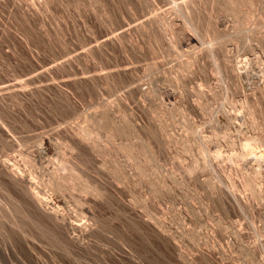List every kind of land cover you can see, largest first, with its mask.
<instances>
[{
	"label": "rangeland",
	"instance_id": "1",
	"mask_svg": "<svg viewBox=\"0 0 264 264\" xmlns=\"http://www.w3.org/2000/svg\"><path fill=\"white\" fill-rule=\"evenodd\" d=\"M32 1L0 0V262L264 264V0H194L190 23L174 6L189 0ZM6 157L47 206L93 227L63 241L2 174ZM63 157L83 178L53 190Z\"/></svg>",
	"mask_w": 264,
	"mask_h": 264
},
{
	"label": "bare ground",
	"instance_id": "2",
	"mask_svg": "<svg viewBox=\"0 0 264 264\" xmlns=\"http://www.w3.org/2000/svg\"><path fill=\"white\" fill-rule=\"evenodd\" d=\"M26 1V0H25ZM34 1V0H33ZM33 1H32V3H33ZM77 2V4H79V3H81L79 0H76ZM144 1V0H143ZM173 1H175V0H173ZM181 1V0H180ZM248 0H228V4H230V5H228L229 7H232L233 9L232 10H236L237 9V7L239 6V5H241V4H244L245 2H247ZM251 1V0H250ZM23 2V1H22ZM42 2H43V0H42ZM46 2H47V0H46ZM45 2V3H46ZM49 2V1H48ZM52 2V1H51ZM97 2V1H96ZM101 2V1H100ZM149 2V1H148ZM176 2V1H175ZM253 2V1H252ZM31 3V4H32ZM41 3V2H40ZM95 3V2H94ZM132 3V2H131ZM152 3V2H151ZM215 3H216V0H215ZM247 3H250L249 1L247 2ZM22 4V3H21ZM48 4V3H47ZM146 4V3H145ZM149 4V3H148ZM187 4H191V5H193V4H195V1L194 0H189V1H187L186 3H178V1H177V3H175V8L176 9H179V10H181L182 11V14L185 16V19L187 20L188 18H190L189 16V14H188V11L186 12H184V9H182L183 8V6H185V5H187ZM254 4V3H253ZM51 5V4H50ZM72 5V4H71ZM93 5V4H92ZM98 5V4H97ZM256 5V4H255ZM28 6V5H27ZM105 6V5H104ZM143 6V5H142ZM190 6V5H189ZM228 6H227V8H228ZM10 7V6H9ZM97 7V6H96ZM108 7V6H107ZM112 7V6H111ZM240 7V6H239ZM83 8V7H82ZM149 8V7H148ZM252 8V7H251ZM40 9V8H39ZM80 9H81V5H80ZM103 9H105L104 7H103ZM109 9V8H108ZM187 9V8H186ZM231 9V8H230ZM239 9V8H238ZM32 10V9H31ZM240 10V9H239ZM246 10V9H245ZM261 10V9H260ZM263 11V10H262ZM43 12V11H42ZM102 12V11H101ZM172 12V11H171ZM242 12V11H241ZM109 13V12H108ZM112 13V12H111ZM107 14V13H106ZM122 15V14H121ZM200 15V14H199ZM213 15V14H212ZM260 15V14H259ZM123 16V15H122ZM256 16V15H255ZM112 17V16H111ZM116 17H117V15H116ZM124 17H125V15H124ZM113 18H115V17H113ZM118 18V17H117ZM127 19V18H126ZM254 20H255V18H253ZM116 20V19H115ZM194 20V19H193ZM188 21H189V19H188ZM240 21V20H239ZM253 21V20H252ZM257 21V20H256ZM112 22H113V20H112ZM193 22V21H192ZM213 22V21H212ZM218 22V21H217ZM125 23V22H124ZM162 23V22H161ZM189 23H190V21H189ZM250 23V21L248 22V24ZM106 24V23H105ZM130 24V23H129ZM205 24H207L208 25V23H205ZM121 25V24H120ZM126 25V24H125ZM166 25V24H165ZM253 25V24H252ZM107 26V25H106ZM106 28V27H105ZM163 28V27H162ZM189 28V27H188ZM245 28V27H244ZM111 29V28H110ZM164 29V28H163ZM222 29V28H221ZM253 29H255L254 27H253ZM92 30V29H91ZM190 30V29H189ZM154 31V30H153ZM165 31V30H164ZM196 31V30H195ZM249 31V30H248ZM247 31V32H248ZM243 32H245V30L243 31ZM250 32V31H249ZM166 33V32H165ZM197 33L199 34V32L197 31ZM219 35L217 36L220 40H223V39H221V38H223L224 37V35H226L225 33H222V34H220V33H218ZM237 34H240V33H237ZM254 34V33H253ZM200 35V34H199ZM158 36V35H157ZM229 36V35H228ZM228 36H225L226 38H228ZM200 37V36H199ZM215 37V36H214ZM221 37V38H220ZM224 37V38H225ZM254 37V36H253ZM202 38H203V36H202ZM202 38H200V39H202ZM230 38H231V36H230ZM219 39H218V41H219ZM163 40V39H162ZM234 40V39H233ZM99 41V40H98ZM132 41V40H131ZM151 41V40H150ZM216 41V40H215ZM253 41V40H252ZM214 42V41H213ZM212 42V43H213ZM203 43V42H202ZM223 43V42H222ZM171 45V44H170ZM205 45H207V44H205ZM159 46V45H158ZM204 47V46H203ZM134 48V47H133ZM206 48V47H205ZM214 48V47H213ZM213 48H212V46H211V49L213 50ZM253 48V47H252ZM35 49V48H34ZM156 49V48H155ZM208 49H210V48H208ZM210 49V50H211ZM254 49V48H253ZM157 50V49H156ZM198 50V49H197ZM211 50V51H212ZM174 52V51H173ZM214 52V51H213ZM212 52V56L214 57V53ZM227 52V51H226ZM252 52V51H251ZM157 53V52H156ZM191 53V52H190ZM189 53V54H190ZM200 53V52H199ZM188 54V53H187ZM201 54V53H200ZM211 54V53H210ZM253 54V53H252ZM180 55V54H179ZM203 55V54H202ZM200 57V56H199ZM227 57V56H226ZM241 57V56H240ZM189 58V57H188ZM192 58V57H191ZM217 58V57H216ZM186 59V58H185ZM218 59V58H217ZM226 59V58H225ZM188 60V59H187ZM186 60V61H187ZM241 60V59H240ZM247 60V59H246ZM175 61V60H174ZM176 61H178V60H176ZM180 61H182V60H180ZM264 61V60H263ZM179 62V61H178ZM216 62V61H215ZM256 62V61H255ZM258 62V61H257ZM220 63V62H219ZM223 63V62H222ZM238 63V62H237ZM179 64V63H178ZM217 64V63H216ZM254 64V63H253ZM187 66H189L188 64H186ZM249 65V64H248ZM257 65V64H256ZM258 65H260V64H258ZM175 66V65H174ZM251 66V65H250ZM250 66H248V67H250ZM186 67V66H185ZM191 67V66H190ZM218 67V66H217ZM237 67V66H236ZM189 68V67H188ZM188 68H187V70H188ZM124 69V68H123ZM178 69V68H177ZM183 69V68H182ZM181 69V70H182ZM186 69V68H185ZM220 69V68H219ZM169 70H171V69H169ZM190 70V69H189ZM194 70V69H193ZM237 70V69H236ZM240 70H241V68H240ZM259 70H261V69H259ZM168 71V70H167ZM183 71V70H182ZM192 71V70H191ZM247 71V70H246ZM249 71H250V69H249ZM194 72V71H193ZM221 72V71H220ZM248 72V71H247ZM254 72V71H253ZM171 73V72H170ZM173 73V72H172ZM180 73V72H179ZM184 73V72H183ZM187 74V73H186ZM222 74V73H221ZM234 74V73H233ZM246 74H249V73H246ZM259 74V73H258ZM257 74V75H258ZM192 75V74H191ZM178 77V76H177ZM193 77V76H192ZM240 77V76H239ZM179 78V77H178ZM188 78V77H187ZM186 78V79H187ZM241 78V77H240ZM249 78V77H248ZM261 78V77H260ZM172 80V79H171ZM178 81V80H177ZM175 82V81H174ZM234 86H236V85H234ZM130 87V86H129ZM141 87H142V85H141ZM191 88V87H190ZM243 88V87H242ZM228 89V88H227ZM143 90V89H142ZM256 90V89H255ZM149 93V92H148ZM256 93V92H255ZM249 94V93H248ZM250 94H251V92H250ZM257 94V93H256ZM255 94V95H256ZM247 95V94H246ZM252 95V94H251ZM250 95V96H251ZM257 96V95H256ZM246 97V96H245ZM248 98V97H247ZM259 98H260V96H259ZM248 100V99H247ZM263 100V99H262ZM261 100V101H262ZM250 102V101H249ZM254 102H255V100H254ZM262 103V102H261ZM263 106V105H262ZM261 106V107H262ZM248 108H250L251 109V113L253 114L254 112H256V111H253L252 109H253V105H251L250 103H249V105H248ZM259 113V112H258ZM263 113V112H262ZM244 114V113H243ZM107 115V114H106ZM161 116V115H160ZM216 116V115H215ZM257 116V115H256ZM99 117V116H98ZM129 117V116H128ZM228 118V117H227ZM95 119H96V117H95ZM94 119V120H95ZM102 120V122H103V119H101ZM235 120V119H234ZM236 120H237V118H236ZM97 121H98V119H97ZM100 121V120H99ZM220 121V120H219ZM254 121H255V119H254ZM96 122V121H95ZM98 123V122H97ZM101 123V122H100ZM229 123V122H228ZM221 124V123H220ZM234 124V123H233ZM5 125V124H4ZM100 125V124H99ZM262 125H264V124H262ZM231 126V125H230ZM235 127H236V125H235ZM262 128H263V126H262ZM100 129V128H99ZM264 130V129H263ZM101 131V130H100ZM111 131V130H110ZM80 132H82V131H80ZM261 132V131H260ZM78 133V132H77ZM76 133V134H77ZM93 133V132H92ZM259 133V132H258ZM264 133V132H263ZM79 135H83L82 133L81 134H79ZM191 135V134H190ZM250 135V134H249ZM44 136V135H43ZM86 136V135H85ZM85 136H78V137H82V138H84ZM253 136V135H252ZM251 136V137H252ZM42 137V136H41ZM40 137V138H41ZM82 138H81V140H82ZM205 138V137H204ZM249 138V139H248ZM247 139V141H245V142H248L251 138L250 137H248ZM254 138H255V136H254ZM259 138V137H258ZM39 138H37V139H35L34 141L36 142V143H38V145H39V143H40V141L38 140ZM42 139V138H41ZM235 139V138H234ZM8 140V139H7ZM18 140V139H17ZM21 140V139H20ZM43 140V139H42ZM187 140V139H186ZM213 140V139H212ZM246 140V139H245ZM256 140H257V137H256ZM28 141V140H27ZM27 141H25V140H23V142H27ZM33 141V140H32ZM60 141V140H59ZM68 141V140H67ZM202 141H204V140H202ZM241 141V140H240ZM251 141V140H250ZM254 141V140H253ZM261 141V140H260ZM8 142V141H7ZM22 142V141H21ZM72 142V141H71ZM228 142V141H227ZM255 142V141H254ZM258 142V141H257ZM262 142V141H261ZM261 142H259V143H261ZM9 143H11L10 142V140H9ZM20 143V142H19ZM127 143V142H126ZM130 143V142H129ZM146 143V142H145ZM249 143V142H248ZM248 143H244V145L245 144H247L248 145ZM252 142H250L249 144L250 145H252L251 144ZM256 143V142H255ZM62 144V143H61ZM78 144V143H77ZM142 144V143H141ZM204 144V143H203ZM224 144V143H223ZM35 145V144H34ZM50 145V144H49ZM145 145V144H144ZM222 145V144H221ZM227 145V144H226ZM243 145V150L244 151H246V153H248L247 151H248V149H252V148H250L251 146L250 145H248L247 147H248V149L246 150V148H244L245 146ZM254 145V144H253ZM256 145H259V144H257L256 143ZM255 145V146H256ZM261 145V144H260ZM25 145H23V146H21V148L22 147H24ZM26 146H27V144H26ZM40 146H41V143H40ZM75 146V145H74ZM148 146V145H147ZM146 146V147H147ZM185 146V145H184ZM207 146V145H206ZM261 146H264L263 144L261 145ZM31 147V146H30ZM34 147V146H33ZM254 147V146H253ZM11 148V147H10ZM62 148H63V146H62ZM81 148V147H80ZM192 148H193V146H192ZM191 148V149H192ZM207 148V147H206ZM255 148H258V146H256ZM263 148V151H264V147H262ZM20 149V148H19ZM74 149V148H73ZM235 149V148H234ZM260 149H261V147H260ZM260 149H259V151H260ZM203 150V149H202ZM255 149H253V151H254ZM257 150V149H256ZM255 150V151H256ZM36 151V150H35ZM188 151V150H187ZM207 151H208V149H207ZM241 151V150H240ZM250 151V150H249ZM261 151H262V149H261ZM260 151V152H261ZM20 154L23 156V159L25 160V161H27V162H32V157L30 156V153H27L26 151H25V149L24 150H21L20 149ZM29 152V151H28ZM31 152V151H30ZM33 152V151H32ZM140 152V151H139ZM259 152V154H261ZM66 153V152H65ZM235 153V152H234ZM245 153V154H246ZM251 153H252V151H251ZM254 153V152H253ZM252 153V154H253ZM264 153V152H263ZM195 154V153H194ZM241 154V156H245V154L243 155V151H242V153H240ZM239 154V155H240ZM255 154V153H254ZM34 155H36V154H34ZM246 155H248V154H246ZM251 155V154H250ZM41 156V155H40ZM209 156V155H208ZM249 156V155H248ZM252 156V155H251ZM251 156H249V157H251ZM11 157V156H10ZM10 157H6L5 159H3L4 160V164L2 165L3 167H14V166H17L18 167V163L16 162V159H15V161H9V158ZM49 157V156H48ZM133 157V156H132ZM211 157V156H210ZM260 157H262V154H261V156ZM42 158V157H41ZM47 158V157H46ZM239 158V157H238ZM253 158H255V159H257V158H259V157H257L256 158V156L255 157H253ZM20 159H21V157H20ZM60 159V158H59ZM212 159V158H211ZM237 159V158H236ZM261 160H263L262 158H260ZM11 160V159H10ZM45 160V159H44ZM61 161H62V166H63V168L65 169H68V171L67 172H63V173H56V174H51V176L50 177H48V179H46V183L44 182V180H43V182L47 185V186H49L50 188H53V190H54V188H56V189H63L64 187H65V189H66V186H67V183H68V181H70L71 179H77V178H80V177H82L83 178V174H81L80 172H76L75 171V168L72 166V165H70V164H68L67 163V161H66V158L65 157H63L62 159H60ZM210 160V159H209ZM213 160V159H212ZM245 160V159H244ZM258 160V159H257ZM1 161H2V158H1ZM60 161V162H61ZM201 161V160H200ZM200 161H199V163H200ZM264 161V160H263ZM34 162V161H33ZM44 162V161H43ZM54 162V161H53ZM245 162V161H244ZM2 163H3V161H2ZM211 164V163H210ZM213 164H214V161H213ZM34 165V164H33ZM32 165V166H33ZM36 165H37V163H36ZM29 166H30V164H29ZM32 166H31V168H32ZM44 166V165H43ZM50 166V165H49ZM192 166V165H191ZM211 166H212V164H211ZM218 166V165H217ZM216 166V167H217ZM225 166V165H224ZM259 166H260V164H259ZM57 167H58V165H57ZM198 167V166H197ZM236 167V166H235ZM248 167V166H247ZM254 167V166H253ZM29 168V167H28ZM249 168V167H248ZM197 169V168H196ZM214 169V168H213ZM227 169V168H226ZM260 169V168H259ZM263 169V168H262ZM54 170V169H53ZM234 170V169H233ZM237 170V169H236ZM242 170V169H241ZM150 171V170H149ZM262 171V170H261ZM2 174L3 175H5L6 177L5 178H7V177H9V179H10V181H11V183L17 188V189H21V187H25L27 190H28V192H27V195H25V196H23V198H24V201L26 202V204L28 205L27 207H30L29 209H32L33 211H34V213L36 214V215H38V217L41 219V221L42 220H46V223H47V221H48V226L49 227H51L52 225L54 226L53 228H55V230L57 229V233L58 234H60V236H63L65 239H63V241H66V242H69V241H71L72 239H73V237H71L70 239H69V241H68V231H69V229H71V228H74L75 230H82V229H85L84 228V226L83 225H85V227H86V229H90L91 227H93L92 225H91V223L92 222H89V221H91V220H89V218H91V219H94L95 217H93V215H91L92 217H90L87 213H85L84 215H85V218L86 219H84V223H83V225H78L77 223V221L73 224V225H71L70 223H69V219H68V217H67V215L66 214H64V213H60V211L58 210V205H55V206H53V207H49V205L47 206V203H46V199L45 198H47L48 196H46L45 197V195H47V194H44L43 192H44V189H43V191H42V189H40L39 187H38V185L37 184H34L33 183V185H37V187L38 188H36V186H33L32 185V181H29L27 178H25L23 175H20V173L15 169V167L14 168H6V169H2ZM32 173V172H31ZM80 173V174H79ZM229 173V172H228ZM248 174V173H247ZM1 175V174H0ZM27 175V174H26ZM36 175V174H35ZM35 175H34V177H35ZM39 175V174H38ZM246 175V174H245ZM260 175V174H259ZM31 176V175H30ZM32 176H33V174H32ZM37 176V175H36ZM46 176V175H45ZM263 176V175H262ZM38 177H40V176H38ZM209 177V176H208ZM207 177V178H208ZM234 177V176H233ZM37 178V177H36ZM206 178V177H205ZM232 178V177H231ZM235 178V177H234ZM233 178V179H234ZM240 178H241V176H240ZM249 178V177H248ZM262 178V177H261ZM29 181V182H31L30 184H29V182H27V180ZM153 179V178H152ZM221 179V178H220ZM232 179V180H233ZM35 180V179H34ZM79 180H81V178L79 179ZM78 180V181H79ZM86 180V179H85ZM8 181V180H7ZM39 181H41V180H39ZM73 182L74 181H76L77 182V180H72ZM71 181V182H72ZM245 181V180H244ZM37 182V181H36ZM35 182V183H36ZM42 182V181H41ZM70 182V183H71ZM176 182V181H175ZM214 182V181H213ZM222 182H224V181H222ZM252 182V181H251ZM250 182V184H252ZM28 183V184H27ZM87 183V182H86ZM89 183V182H88ZM149 183V182H148ZM160 183V182H159ZM210 183V182H209ZM235 183V182H234ZM237 183H239V181H237ZM237 183H236V185H237ZM244 183V182H243ZM242 183V184H243ZM263 183V182H262ZM42 184V183H41ZM74 184V183H73ZM79 184V183H78ZM208 184V183H207ZM249 184V185H250ZM40 185V184H39ZM75 185V184H74ZM73 185V186H74ZM211 185V184H210ZM229 185V184H228ZM259 185V184H258ZM87 186V185H86ZM86 186L84 187V190H86L85 188H86ZM246 186V185H245ZM253 186V185H252ZM260 186V185H259ZM263 186H264V184H263ZM262 186V187H263ZM23 187V188H24ZM80 187V186H79ZM98 187V186H97ZM228 187H230V186H228ZM257 187V186H256ZM261 187V186H260ZM1 188H3V187H1ZM25 188H24V191H25ZM44 188V187H43ZM45 188H47V187H45ZM213 188V187H212ZM215 188V187H214ZM4 189V188H3ZM19 189V190H20ZM75 189V188H74ZM98 188H96V193L97 192H99V193H101L100 191H98L97 190ZM228 189V188H227ZM256 189V188H255ZM262 189V188H261ZM26 190V191H27ZM47 190V189H46ZM45 190V191H46ZM95 190V189H94ZM218 190V189H217ZM234 190H235V188H234ZM246 190V189H245ZM257 190V189H256ZM8 191V190H7ZM10 191H12V190H10ZM9 191V192H10ZM21 191H23V189L21 190ZM20 191V192H21ZM26 191L25 192H22V194L23 193H26ZM51 191V190H50ZM56 191V190H55ZM170 191V190H169ZM230 191V190H229ZM241 191H243V190H241ZM252 191V190H251ZM250 191V192H251ZM47 192H49V191H47ZM57 192H59L58 190H57ZM73 192V191H72ZM75 192V191H74ZM103 192V191H102ZM223 192V191H222ZM226 192V191H225ZM258 192V191H257ZM262 193V191H259V193ZM11 193V192H10ZM53 193V192H52ZM247 193V192H246ZM51 194V193H50ZM236 194V193H235ZM245 194V193H244ZM49 195V194H48ZM211 195V194H210ZM224 195V194H223ZM222 195V196H223ZM228 195V194H227ZM226 195V196H227ZM233 195V194H232ZM239 195V194H238ZM71 196V195H70ZM202 196V195H201ZM234 196V195H233ZM261 196V195H260ZM50 197H51V199H52V196L50 195ZM211 197V196H210ZM213 197H214V195H213ZM250 197V196H249ZM16 198H18V197H16ZM56 198V197H55ZM65 198V197H64ZM220 198V197H219ZM235 198V197H234ZM238 197H236V199H237ZM248 198V197H247ZM264 198V197H263ZM19 199V198H18ZM51 199H50V201H51ZM69 199V198H68ZM104 199V198H103ZM215 199V198H214ZM225 199V198H224ZM240 199H241V197H240ZM12 200V199H11ZM17 200V199H16ZM21 200V199H20ZM19 200V201H20ZM237 200H239V199H237ZM245 200V199H244ZM48 201H49V199H48ZM74 201V200H73ZM79 203H82V200L80 199V200H77ZM141 201V200H140ZM171 201V200H170ZM249 201V200H248ZM2 202V201H1ZM21 202V201H20ZM216 202V201H215ZM221 202V201H220ZM238 202V201H237ZM240 202V201H239ZM242 202V201H241ZM7 203V202H6ZM16 203H18V202H16ZM58 203V202H57ZM148 203V202H147ZM11 204V203H10ZM15 204V203H14ZM25 204V205H26ZM48 204H50V203H48ZM55 204V203H54ZM71 204V203H70ZM86 204V203H85ZM171 204V203H170ZM196 204V203H195ZM226 204V203H225ZM18 205V204H17ZM20 205H21V203H20ZM52 205H53V203H52ZM79 205V204H78ZM241 205L242 204H240V207H241ZM23 205H21L20 207H22ZM71 206V205H70ZM250 206V205H249ZM18 207V206H17ZM26 207V208H27ZM79 207V206H78ZM219 207V206H218ZM228 207V206H227ZM226 207V208H227ZM0 208H1V206H0ZM2 208H4V207H2ZM9 208V207H8ZM26 208H24L23 207V209L21 210V208H18L19 210H21L20 212L23 214V210L24 209H26ZM79 209V208H78ZM27 210V209H26ZM26 210H24L25 212H26ZM32 210H30V211H32ZM12 211V210H11ZM29 211V212H30ZM3 212V211H2ZM27 212H28V210H27ZM71 212H72V210H71ZM87 212V211H86ZM176 212V211H175ZM31 213V212H30ZM33 213V212H32ZM89 213V212H88ZM91 213V212H90ZM34 214V215H35ZM72 214V213H71ZM82 214V213H81ZM1 215L3 216V218L5 217L6 218V214L3 212V213H1ZM14 215V214H13ZM28 216V213H26L25 215H22L24 218H25V216ZM36 215H35V218H36ZM1 216V217H2ZM29 216H32L31 218H29V220L31 219V221H32V218L34 219V217H33V215L32 214H30ZM28 216V217H29ZM96 216V215H95ZM28 217H26V219L28 218ZM193 217V216H192ZM84 218V217H83ZM159 218V217H158ZM78 219V218H77ZM15 220V219H14ZM36 220H38V219H35V222H36ZM81 220V219H80ZM94 220H96V218L94 219ZM168 220V219H167ZM0 221H2V219L0 220ZM4 221V220H3ZM27 221H28V219H27ZM34 221V220H33ZM39 221V220H38ZM37 221V222H38ZM5 222V221H4ZM14 222V221H13ZM34 222V223H35ZM40 222V221H39ZM44 222V221H43ZM42 222V223H43ZM81 222V221H80ZM79 222V223H80ZM97 222V221H96ZM6 223V222H5ZM22 223V222H21ZM42 223H39L38 225H40V224H42ZM72 223V222H71ZM163 223V222H162ZM45 224V223H44ZM81 224V223H80ZM160 224V223H159ZM7 225V224H6ZM1 225L2 226V231H3V229H4V234H3V236H5V235H14L16 232H17V230H15L14 231V229H13V226L10 224L9 226L7 225ZM16 225V224H15ZM98 225V224H97ZM25 226V225H24ZM46 226V225H45ZM87 226H89L90 228H87ZM20 227V226H19ZM36 227V226H35ZM157 227V226H156ZM166 227V226H165ZM164 227V228H165ZM25 228V227H24ZM44 228V227H43ZM5 229L7 230V233H5ZM23 229V228H22ZM46 229H51V228H48V227H46ZM93 229V228H92ZM92 229H91V231H92ZM156 229V228H155ZM52 230V229H51ZM162 230V229H161ZM19 231V230H18ZM156 231V230H155ZM15 232V233H14ZM20 232V231H19ZM32 232V231H31ZM53 232H54V229H53ZM241 232V231H240ZM0 233H2V232H0ZM101 233V232H100ZM156 233V232H155ZM165 233V232H164ZM245 233V232H244ZM17 234H19V233H17ZM47 234V233H46ZM55 234V233H54ZM82 234V233H81ZM162 234V233H161ZM193 234V233H192ZM2 235V234H1ZM122 235V234H121ZM124 235V234H123ZM16 236V235H15ZM60 236H58L59 238H62V237H60ZM80 236V235H79ZM163 236V235H162ZM27 237V236H26ZM99 237H100V235H99ZM103 237V236H102ZM169 237V236H168ZM175 237H177V236H175ZM174 237V238H175ZM199 237V236H198ZM3 238H5V237H3ZM7 238H10V237H7ZM76 238V237H75ZM106 238V237H105ZM118 238V237H117ZM205 238V237H204ZM209 238V237H208ZM11 239V238H10ZM9 239V240H10ZM37 239V238H36ZM125 239V238H124ZM156 239V238H155ZM163 239V238H162ZM226 239V238H225ZM74 240V239H73ZM73 240H72V242H73ZM79 240V239H78ZM109 240V239H108ZM195 240V239H194ZM201 240V239H200ZM3 241V240H2ZM4 241L6 242V239H4ZM212 241V240H211ZM218 241H220V240H218ZM242 241V240H241ZM120 242V241H119ZM71 243V242H70ZM178 243V242H177ZM74 244V243H73ZM72 244V245H73ZM97 244V243H96ZM108 244V243H107ZM106 244V245H107ZM222 244V243H221ZM70 245V244H69ZM71 245V246H72ZM84 245V244H83ZM111 245V244H110ZM74 246V245H73ZM177 246H179V245H177ZM264 246V245H263ZM66 247V246H65ZM76 247H78V246H76ZM214 247V246H213ZM216 247V246H215ZM227 247V246H226ZM260 247V246H259ZM157 248V247H156ZM169 248H171V247H169ZM168 248V249H169ZM219 248V247H218ZM264 248V247H263ZM81 249V248H80ZM220 249V248H219ZM225 249V248H224ZM223 249V250H224ZM255 249V248H254ZM76 250H77V248H76ZM216 250V249H215ZM249 251V250H248ZM251 251V250H250ZM256 251V250H255ZM254 251V252H255ZM173 252V251H172ZM225 252H226V250H225ZM72 253V252H71ZM256 253V252H255ZM246 255V254H245ZM249 255V254H248ZM247 255V256H248ZM252 255V254H251ZM254 255V254H253ZM52 256V255H51ZM57 257V256H56ZM166 257V256H165ZM207 257V256H206ZM245 257V256H244ZM57 258H59V257H57ZM184 258V257H183ZM211 258V257H210ZM232 258V257H231ZM252 258V257H251ZM255 258H257V257H255ZM55 259V258H54ZM258 259V258H257ZM168 260V259H167ZM239 260V259H238ZM264 260V259H263ZM56 262V261H55ZM171 262V261H170ZM1 263V262H0ZM2 264V263H1ZM59 264V263H58Z\"/></svg>",
	"mask_w": 264,
	"mask_h": 264
}]
</instances>
